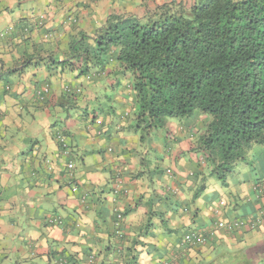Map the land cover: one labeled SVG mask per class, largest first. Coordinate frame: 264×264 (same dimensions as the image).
I'll return each mask as SVG.
<instances>
[{
    "label": "crops",
    "instance_id": "0c3cea01",
    "mask_svg": "<svg viewBox=\"0 0 264 264\" xmlns=\"http://www.w3.org/2000/svg\"><path fill=\"white\" fill-rule=\"evenodd\" d=\"M167 1L0 0V264H200L219 250L264 264V146L194 199L209 173L193 150L208 119L171 120L142 143L132 87L59 63L111 14ZM236 221L237 231L211 232Z\"/></svg>",
    "mask_w": 264,
    "mask_h": 264
},
{
    "label": "trees",
    "instance_id": "16d2710c",
    "mask_svg": "<svg viewBox=\"0 0 264 264\" xmlns=\"http://www.w3.org/2000/svg\"><path fill=\"white\" fill-rule=\"evenodd\" d=\"M112 62L115 74L106 78ZM59 63L99 83L111 79L121 86L119 77L132 75L134 128L142 143L171 120L197 112L208 117L193 150L209 173L194 199L206 191L210 178L228 185L249 152L264 146V0H172L137 15L113 13L92 36L73 40L68 59ZM46 87L49 94H41ZM50 94L48 85L37 92L41 102ZM59 142L70 154L61 133ZM235 223L221 229L237 231L244 224ZM217 225L213 234L220 230ZM249 255L219 250L200 264H255Z\"/></svg>",
    "mask_w": 264,
    "mask_h": 264
},
{
    "label": "rangeland",
    "instance_id": "374dc122",
    "mask_svg": "<svg viewBox=\"0 0 264 264\" xmlns=\"http://www.w3.org/2000/svg\"><path fill=\"white\" fill-rule=\"evenodd\" d=\"M132 77V75H130L129 77H127V76H124V83H121V86L120 87H128V84L130 83L131 84V80L133 81V79L131 78ZM125 84V85H124ZM127 85V86H126ZM130 89V88H129ZM198 113V112H197ZM195 115V114H194ZM192 116L191 118H189V119H180V120H174L175 121V123H177L178 125H180V124H186L187 122H188V120H191V121H195L196 120V116ZM206 119H208V117H206ZM209 120V119H208ZM207 120V121H208ZM203 124H204V119H200L199 121H197V125L198 126H200V128L201 127H203ZM256 147H263V146H255L250 152H249V154H248V159H250V160H252L253 161V159H252V156H251V153H252V151H254L255 150V148ZM263 184H264V180H263ZM230 225H231V223H230Z\"/></svg>",
    "mask_w": 264,
    "mask_h": 264
},
{
    "label": "built area",
    "instance_id": "2783aa9c",
    "mask_svg": "<svg viewBox=\"0 0 264 264\" xmlns=\"http://www.w3.org/2000/svg\"><path fill=\"white\" fill-rule=\"evenodd\" d=\"M4 35H5V33L4 34H0V38H2ZM44 92L47 93V94H49L50 89L47 88V87L44 88V90H43V92H41V94L44 93ZM70 167H72V166L70 165ZM118 216L119 217H117V218L119 219V221H121V217H122L121 214H119ZM217 226H218L219 229H221V228L225 227V224L224 223H218ZM237 226H238L237 223H232L230 225V228L237 227ZM118 232H120V231L118 230ZM187 240L188 241H197V242H200V243H203L204 242V239L202 237H197L196 235H193V236L191 235V236L187 237Z\"/></svg>",
    "mask_w": 264,
    "mask_h": 264
}]
</instances>
